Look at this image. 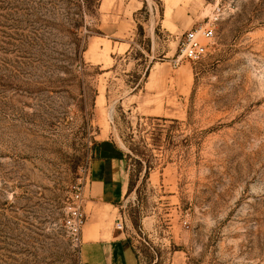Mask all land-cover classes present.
Returning <instances> with one entry per match:
<instances>
[{
	"label": "rangeland",
	"instance_id": "1",
	"mask_svg": "<svg viewBox=\"0 0 264 264\" xmlns=\"http://www.w3.org/2000/svg\"><path fill=\"white\" fill-rule=\"evenodd\" d=\"M205 25L208 55L174 65ZM102 141L131 187L112 207L89 196ZM75 188L81 243L91 225L139 264H264V0H0V264H82Z\"/></svg>",
	"mask_w": 264,
	"mask_h": 264
},
{
	"label": "crops",
	"instance_id": "2",
	"mask_svg": "<svg viewBox=\"0 0 264 264\" xmlns=\"http://www.w3.org/2000/svg\"><path fill=\"white\" fill-rule=\"evenodd\" d=\"M127 182L120 151L111 142L98 143L95 159L90 165L89 196L94 200L91 203L112 207L121 202ZM93 230L89 225L82 232V264H139L134 247L122 233L111 231L103 237Z\"/></svg>",
	"mask_w": 264,
	"mask_h": 264
},
{
	"label": "built area",
	"instance_id": "3",
	"mask_svg": "<svg viewBox=\"0 0 264 264\" xmlns=\"http://www.w3.org/2000/svg\"><path fill=\"white\" fill-rule=\"evenodd\" d=\"M213 38L214 27L212 25L200 26L186 32L180 41L174 65H178L181 61H188L192 64L201 62L208 55ZM84 178V182H86V176ZM82 202V188H75L65 219V227L75 247L81 246L80 233L85 223Z\"/></svg>",
	"mask_w": 264,
	"mask_h": 264
},
{
	"label": "trees",
	"instance_id": "4",
	"mask_svg": "<svg viewBox=\"0 0 264 264\" xmlns=\"http://www.w3.org/2000/svg\"><path fill=\"white\" fill-rule=\"evenodd\" d=\"M159 3V6L161 5L160 2L158 1ZM162 14H163V10L160 9V16L162 17ZM148 76V71L145 73L144 77H147ZM140 85H138L137 87H139ZM157 120H164V119H159V118H156ZM165 121V120H164ZM174 123H176V121H173ZM170 129V128H169ZM167 131H170V130H167ZM138 152L137 151V148H130V153H136ZM143 156V154H141ZM134 162L138 165H140V161H137V160H134ZM147 164H148V161H145ZM127 193H130L131 192V187H130V183H128V186H127Z\"/></svg>",
	"mask_w": 264,
	"mask_h": 264
}]
</instances>
